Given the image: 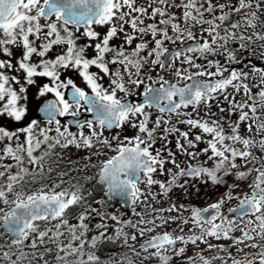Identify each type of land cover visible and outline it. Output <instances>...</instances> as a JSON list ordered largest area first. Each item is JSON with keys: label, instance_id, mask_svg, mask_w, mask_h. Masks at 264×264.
Wrapping results in <instances>:
<instances>
[{"label": "snow or ice", "instance_id": "obj_1", "mask_svg": "<svg viewBox=\"0 0 264 264\" xmlns=\"http://www.w3.org/2000/svg\"><path fill=\"white\" fill-rule=\"evenodd\" d=\"M97 26L107 31L101 36ZM77 32L89 42L78 46ZM57 47L61 50L49 58ZM13 49L20 50L15 63ZM0 57V117L18 125L11 130L0 125V239L8 241L0 244V264H49L53 252L56 264H105L97 250L116 242L127 253L109 257L107 264H135L129 254L159 264H264V0H0ZM70 69L91 94L71 78L61 79V70ZM36 77L50 80L39 88V97L54 96L39 109L43 126L38 119L24 123L27 86ZM105 78L107 86L101 83ZM141 88L143 101L129 102ZM213 104L219 115L211 111ZM81 109L94 119L75 120L81 131L73 133L58 117H77ZM150 110L157 112L155 119ZM126 125L133 135H104ZM169 136L175 137L176 151ZM201 143L206 147L198 149ZM70 147L86 150L85 162L80 167L69 159L70 167L52 180L64 160L56 149ZM177 154L189 158L186 167ZM202 154L207 160L191 163ZM90 168L99 169L109 198H127L135 220L103 211L102 200L92 206V194L72 177ZM166 173L169 179L154 178ZM252 173L242 195L235 194L239 183L226 184L228 176L247 181ZM184 177L224 185L227 191L204 208L154 207L174 187L187 194L188 180L180 183ZM36 184L35 190L29 187ZM233 199L237 206L227 207ZM76 207L81 211L70 223L69 212ZM96 217V234L89 238ZM171 224L176 228L169 231ZM157 228L163 231L145 239ZM190 246L195 255L188 254Z\"/></svg>", "mask_w": 264, "mask_h": 264}, {"label": "rangeland", "instance_id": "obj_2", "mask_svg": "<svg viewBox=\"0 0 264 264\" xmlns=\"http://www.w3.org/2000/svg\"><path fill=\"white\" fill-rule=\"evenodd\" d=\"M141 2H142V0H141ZM173 11L176 12L177 15L180 14V10L179 9H173ZM82 31H83V29L80 30V32H82ZM96 31L101 33V36H102L107 31V26H104V27L97 26L96 27ZM80 32L75 33L76 36L80 37L76 42H77L78 46H83V45L87 44L89 41L87 40V38L81 37L80 36ZM111 43L119 44L120 41L119 40H113ZM188 43H193V42H188ZM168 46L170 48L180 47L179 44H177L175 46H173V45H168ZM60 50H61V47L55 48L53 50V52H50L48 54V57L49 58H54L56 52H59ZM13 53H14V55H13L12 59H13V63H15L16 59L20 55V50L13 49ZM86 55L89 58H91L94 55V53L92 52L91 49H88L87 52H86ZM244 55L247 56L248 54L245 53ZM0 58H3V57H0ZM34 59H38V58H34ZM199 62L202 63L203 61H199ZM253 63L260 65L261 61L259 59L253 58ZM233 66L236 67V65H233ZM90 71L96 72L98 70L95 67H92L90 69ZM9 74H15V73H9ZM20 75L22 77L23 73H20ZM60 75H61V79L62 80H66L68 78H71L77 84V86H79L82 89H84L85 91H88L89 93H91L90 89L87 88L85 82L83 81V79L78 75V73L75 70H71V69L70 70H61ZM153 75H155V74H153ZM166 78L171 79V77H169L167 75H166ZM35 79H36V83L34 85L27 86L26 95H27L28 99H27L26 103H27V106H28V115L25 118V122L28 119H30V120L31 119H35V118H31V116H32L31 110L38 108L40 103L42 101H44L45 99L50 98V97H54L53 94H51V93L47 94L45 97H39V95H38L40 87H42L46 83L50 84L49 78H47V77H36ZM173 82H175V81L173 80ZM101 83H104L105 86H107V78H105V80L101 81ZM12 86H13V88H15L18 91L19 85L13 84ZM142 91H143V88H141L139 90H134V94L132 96H130V97L139 98V97H141V95L139 93H141ZM66 94H67V90H65V98L67 99V95ZM130 97H128V98H130ZM0 103H3V102H0ZM21 103H25V102L22 101ZM81 111H84V109L83 110L81 109ZM150 111H152V119H155V117L157 115V112L155 110H150ZM187 111H191V108H189ZM211 111L218 113V110H217L215 104L212 105ZM200 114H201V116L204 115V109L203 108L200 110ZM218 115H219V113H218ZM225 115H227V114H225ZM175 119L176 118L174 117L173 118V123H175ZM232 119H235V117H232ZM30 120L28 122H30ZM38 120L40 121L41 126H43L45 121H42L40 119H38ZM61 124L62 125H66L64 123H61ZM0 125L8 128L10 130L14 129V127L18 126V125H14L13 122L11 120H9L8 118H6V117H0ZM179 127L182 130H186L184 125H179ZM224 127H225V132L227 133L229 131L228 124L225 123ZM69 130L71 132H73V133H78L79 131H81V129H78V128L71 129L70 127H69ZM83 131L85 132V134H87L89 130L87 128H85V129H83ZM241 131H242V133L244 132L243 126H241ZM134 132H135L134 129H132L130 126L126 125L123 131H121L120 129H117V130H115L112 133H108L105 130L104 135L110 139L112 136L116 135L117 133H120L121 138H123L124 135H133ZM158 132H159V130H158ZM22 140H23V136H21V141ZM169 140L171 141V143L169 144V147H171L173 151H176V149H175V137L174 136H169ZM113 143L115 144V141H113ZM160 146H161V142L158 140L157 144H156V147L158 148ZM204 147H206V143H201V144L198 145V149H201V148H204ZM56 152L60 153V154H63L64 160L61 162L60 167L56 168V171L52 173V180H56L57 179V174L60 171H64L65 169L70 167V165L68 164V160L69 159H71L72 161H79L80 162V167H82L83 163L85 162L83 158L88 155V152L86 150L76 149L74 147H70L68 149H59V148H57ZM253 152L257 156L262 155L256 149H253ZM113 154L114 153H112V152L108 153L109 156H111ZM103 159H105V157H103V156L99 157V159L94 157L93 158V163L94 164H98L99 161L103 160ZM177 160L181 164V167H186L188 162H189V158L188 157L180 155V154H177ZM205 160H207V156L202 154V155L199 156L197 161H191V163H193V164L203 163ZM237 163H240V162L237 161ZM212 165H213V162L212 161H208L206 166L212 167ZM166 167L170 168L172 166L171 165H166ZM249 167H251V165H249ZM95 170H96V168H90L86 172H78V173L77 172H73L72 173V177L74 178V180H79V182L84 186V191L86 193L90 192L92 194L89 197V202L92 204V206L98 207V205L95 202L102 200V201H104V205H103V209H102L103 211H105L107 213H110V214H116V215L120 216L124 220H127V219L135 220V217L133 216L132 211H125L123 209L122 205H118V204H115V203L109 204L107 202L108 199H106L105 196L101 200L94 198L96 194H95V192H92V191H90L87 188L89 185H86V182L91 181V180L93 181V179L89 180L87 178L88 177H94ZM253 175L255 176V173H253ZM228 177H231V176H228ZM233 177H235V176L232 175V178ZM154 178L159 179V180H166V179H169L170 177L166 173L164 176H160V175L156 174L154 176ZM185 179L188 180L187 194H185L184 189L174 187L172 189V191L167 196H163L160 199L159 203H154V207H156V208H161V207L167 208L170 204H173V203H175V204H184L185 206H187L189 208L193 207V206L199 207V208H204V207L210 205L211 203H208L207 201H205V198L207 197L206 191L209 190V187H210L209 182L208 183H204L200 179H191V178H188V177H184V178H181L180 183H184ZM93 184H94V181H93ZM39 186H40L39 184L29 185V187L32 190H35ZM65 186H67V185H65ZM141 187H143V185H141ZM152 190L153 191H158V186H153ZM95 191L97 192V190H95ZM248 191H249V189L246 190L245 192H248ZM235 194L241 195L238 189L235 190ZM238 203H239L238 199H233L232 201L228 202L227 207H236ZM142 209H143V205H140V206L137 207V211H141ZM77 211H78V213L75 214V212H77ZM80 211H81V209L78 208V207L71 209V211L69 212V216H68L70 223H76L75 217L79 214ZM164 215H168V214L165 213ZM171 215H175V213H172ZM183 215L185 217H187L189 215V213L185 212ZM96 223H99V218L98 217L94 218L91 221V223H90V227L92 228V231L88 234L89 238L92 235L96 234V229H95V224ZM108 223H109V234H113V231H114L113 223L114 222L109 221ZM188 227H190V225L185 227V231L186 232H187V228ZM175 228H176V225L175 224H171V225H169L168 230L172 231ZM0 231H2V229H0ZM161 231H163V229L157 228L155 233L146 234L145 239L150 238V236L155 235L156 233L161 232ZM235 235L239 236L240 233L237 232V233H235ZM7 242H8L7 239L6 240L4 239L3 244H6ZM212 242L216 243V241H212ZM219 243L228 244L230 242L229 241H220ZM261 243H264V242H261ZM201 247H203V245H201ZM232 251L235 254V249H232ZM245 251L255 252V251H258V250L257 249H245ZM187 252H188L189 255H195L196 254V249L194 247L190 246V247L187 248ZM205 255H209V253L206 252ZM173 264H176V262L173 261ZM217 264H218V262H217Z\"/></svg>", "mask_w": 264, "mask_h": 264}, {"label": "trees", "instance_id": "obj_3", "mask_svg": "<svg viewBox=\"0 0 264 264\" xmlns=\"http://www.w3.org/2000/svg\"><path fill=\"white\" fill-rule=\"evenodd\" d=\"M235 19V18H233ZM259 65V64H257ZM99 169L96 168L95 170V175L93 178V181H88L86 182V185H89L87 188L92 191L95 192V197L96 199H103L104 197V190L105 187L101 184H99L98 182V173ZM254 178V175L252 173V176L248 177L247 181H237L235 177L232 178L231 177H226V184L230 185L233 183H239V188H237L240 192V194L242 195L246 190H248V183L251 182V180ZM210 187L209 190L206 191V195L207 197L205 198V201H207L208 203H213L215 202L219 197H221L222 195L225 194V192L227 191L226 186L224 185H213L211 182H209ZM212 188V189H211ZM97 190V192L95 191ZM107 202L109 204H112V202L110 200H107ZM77 212H75V214H77ZM4 239L6 240L7 237H4L3 239H0V244H3ZM127 253V249L122 245V243L120 242H116V243H104L102 244L98 250H97V255L100 256L101 260L103 262H105V264H107L109 257H113L115 259H120L123 257V255H125ZM129 258L130 259H134L135 260V264H159V262L153 258L150 260H144L142 257H133L131 256V254H129ZM49 264H56L55 261V252H53L52 254H50L47 257Z\"/></svg>", "mask_w": 264, "mask_h": 264}, {"label": "water", "instance_id": "obj_4", "mask_svg": "<svg viewBox=\"0 0 264 264\" xmlns=\"http://www.w3.org/2000/svg\"><path fill=\"white\" fill-rule=\"evenodd\" d=\"M193 43H194V42H193ZM189 44H192V43H189ZM70 91H71V89H69L68 92H67V98L70 97ZM51 99H54V98H50V99H48V100H51ZM127 99H128L129 102H133V103H138V102H142V101H143V97H142V96L139 97V98H132V97H130V98H127ZM48 100L44 101V102L40 105L39 109L42 108L43 105H44ZM39 109L37 110L36 118H37V119L44 120V118H43V117H44V114H43ZM58 119H60L61 122L67 123V124L69 125V127L76 129L77 127H76L75 124H74V121H75V120H79L80 122L83 123V122H86L87 120L94 119V116H93L92 113H89V112H81V113H79V115H78L77 117L65 116V117H58ZM115 130H117V129H111V130H106V131H107L108 133H112V132H114ZM98 180H99V177H98ZM99 183H100V182H99ZM100 184H101V183H100ZM102 185H103V184H102ZM103 186H104V185H103ZM104 187H105V186H104ZM105 189H106V187H105ZM105 197H106L108 200H110V201H112L113 203H115V204H120V205H122V206H123V209H124L125 211H131V207H130V205H129V203H128L126 197H123V196H120V195H113L111 198H109V196H108V194H107L106 191H105Z\"/></svg>", "mask_w": 264, "mask_h": 264}, {"label": "flooded vegetation", "instance_id": "obj_5", "mask_svg": "<svg viewBox=\"0 0 264 264\" xmlns=\"http://www.w3.org/2000/svg\"><path fill=\"white\" fill-rule=\"evenodd\" d=\"M67 91H68V90H67ZM89 94H91V93H89ZM50 98H53V97H50ZM50 98H47V99H45L44 101H46V100H48V99H50ZM44 101H42V102L40 103V105H41ZM40 105L38 106V108L31 110V112H32V116H31V118H35V119H36L37 110L39 109ZM82 110H83V109H82ZM80 112H85V110H84V111H81V110H80ZM29 120H30V119H28L25 123H27Z\"/></svg>", "mask_w": 264, "mask_h": 264}]
</instances>
